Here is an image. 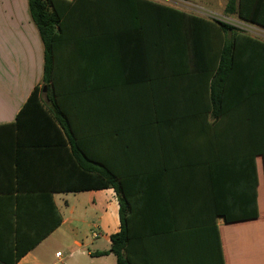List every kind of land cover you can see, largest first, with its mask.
Here are the masks:
<instances>
[{
  "label": "crops",
  "instance_id": "obj_1",
  "mask_svg": "<svg viewBox=\"0 0 264 264\" xmlns=\"http://www.w3.org/2000/svg\"><path fill=\"white\" fill-rule=\"evenodd\" d=\"M148 1L177 11H129L58 44L55 87L41 96L50 109L56 100L63 138H0V264H117L93 254L111 250L121 198L133 264H264V47L242 45L216 108L220 43L193 18L263 44L264 28L228 15V0ZM43 77L28 0H0V126L17 121ZM74 142L97 174L113 171L121 197L71 190L88 176L74 167Z\"/></svg>",
  "mask_w": 264,
  "mask_h": 264
},
{
  "label": "trees",
  "instance_id": "obj_2",
  "mask_svg": "<svg viewBox=\"0 0 264 264\" xmlns=\"http://www.w3.org/2000/svg\"><path fill=\"white\" fill-rule=\"evenodd\" d=\"M29 13L33 23L38 28L40 38L44 46V77L41 87H36L28 101L20 111L17 121L12 124L0 126V138L14 140L28 138L30 140L50 141L63 138V121L59 118V107L53 99V108L50 109L44 102L41 94L46 87L49 91L50 84L55 87V73L57 68V46L66 41L67 37L74 36V29L82 27H112L118 17H126L129 11L137 14L142 11L157 13L160 11H177L148 0H28ZM228 15H236L241 21L264 28V0H228L225 8ZM121 14V16H120ZM134 20H140V16H131ZM160 17V16H158ZM202 26L215 27L214 30H201V38L215 37L219 40L218 52L214 54L215 61L219 65L213 76L211 84L213 102L216 108L220 106L222 93L228 76L235 69V60L240 56L242 45L254 43L264 44L247 35L236 26L221 21H206L193 18ZM126 20V19H125ZM80 33V32H78ZM87 36H96L95 34ZM201 57H207L212 51L210 44L202 45ZM216 52V51H215ZM214 72V69L213 71ZM48 96V94H47ZM46 96V97H47ZM219 118L220 111L214 113ZM20 145V144H18ZM21 146V145H20ZM74 167L79 173L87 171L86 180L82 176L75 180L71 190H90L96 188H115L118 195L122 196L121 182L115 177L113 171L107 166L98 170L86 163L87 157L77 142L73 143ZM88 160V159H87ZM82 175V174H81ZM126 204L121 198V229L111 237L112 246L108 252H96L94 256H104L113 253L117 257V264H133L129 256V244L131 241V229L126 220ZM222 257L220 244L218 245Z\"/></svg>",
  "mask_w": 264,
  "mask_h": 264
},
{
  "label": "built area",
  "instance_id": "obj_3",
  "mask_svg": "<svg viewBox=\"0 0 264 264\" xmlns=\"http://www.w3.org/2000/svg\"><path fill=\"white\" fill-rule=\"evenodd\" d=\"M66 1H73V0H66Z\"/></svg>",
  "mask_w": 264,
  "mask_h": 264
},
{
  "label": "water",
  "instance_id": "obj_4",
  "mask_svg": "<svg viewBox=\"0 0 264 264\" xmlns=\"http://www.w3.org/2000/svg\"><path fill=\"white\" fill-rule=\"evenodd\" d=\"M44 90H46V87L44 88Z\"/></svg>",
  "mask_w": 264,
  "mask_h": 264
}]
</instances>
